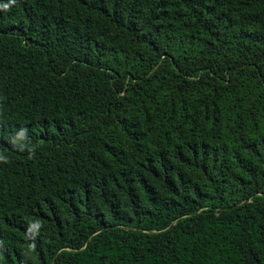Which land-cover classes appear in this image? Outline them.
Returning <instances> with one entry per match:
<instances>
[{"label": "trees", "instance_id": "16d2710c", "mask_svg": "<svg viewBox=\"0 0 264 264\" xmlns=\"http://www.w3.org/2000/svg\"><path fill=\"white\" fill-rule=\"evenodd\" d=\"M0 264H264V0H0Z\"/></svg>", "mask_w": 264, "mask_h": 264}]
</instances>
